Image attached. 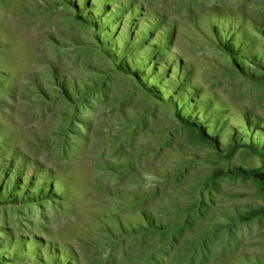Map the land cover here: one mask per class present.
<instances>
[{
	"label": "rangeland",
	"instance_id": "1",
	"mask_svg": "<svg viewBox=\"0 0 264 264\" xmlns=\"http://www.w3.org/2000/svg\"><path fill=\"white\" fill-rule=\"evenodd\" d=\"M0 264H264V0H0Z\"/></svg>",
	"mask_w": 264,
	"mask_h": 264
},
{
	"label": "bare ground",
	"instance_id": "2",
	"mask_svg": "<svg viewBox=\"0 0 264 264\" xmlns=\"http://www.w3.org/2000/svg\"><path fill=\"white\" fill-rule=\"evenodd\" d=\"M72 220V219H71ZM71 223V222H70Z\"/></svg>",
	"mask_w": 264,
	"mask_h": 264
}]
</instances>
